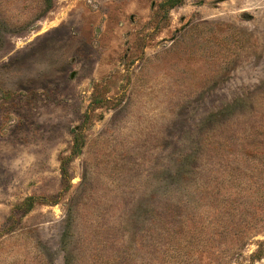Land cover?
Masks as SVG:
<instances>
[{"label":"rangeland","instance_id":"rangeland-1","mask_svg":"<svg viewBox=\"0 0 264 264\" xmlns=\"http://www.w3.org/2000/svg\"><path fill=\"white\" fill-rule=\"evenodd\" d=\"M166 1L0 0V264H264V0Z\"/></svg>","mask_w":264,"mask_h":264},{"label":"trees","instance_id":"trees-1","mask_svg":"<svg viewBox=\"0 0 264 264\" xmlns=\"http://www.w3.org/2000/svg\"><path fill=\"white\" fill-rule=\"evenodd\" d=\"M181 3V0H167L166 2H164L163 6H169L171 8L175 7L176 5L180 4ZM76 145H80V143L78 142V140H76ZM34 198H29L27 201H26V204L28 205H33L32 201H33Z\"/></svg>","mask_w":264,"mask_h":264}]
</instances>
